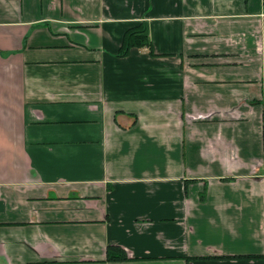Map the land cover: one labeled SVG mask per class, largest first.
<instances>
[{
	"label": "crops",
	"instance_id": "1",
	"mask_svg": "<svg viewBox=\"0 0 264 264\" xmlns=\"http://www.w3.org/2000/svg\"><path fill=\"white\" fill-rule=\"evenodd\" d=\"M0 264H264V0H0Z\"/></svg>",
	"mask_w": 264,
	"mask_h": 264
},
{
	"label": "trees",
	"instance_id": "2",
	"mask_svg": "<svg viewBox=\"0 0 264 264\" xmlns=\"http://www.w3.org/2000/svg\"><path fill=\"white\" fill-rule=\"evenodd\" d=\"M145 32L146 30L141 24L128 29L123 35L122 44L118 50L117 56L126 57L132 48H147L149 54L154 55L152 51V44ZM107 256L108 260H124L125 258L123 256L115 255L110 251V248L107 250Z\"/></svg>",
	"mask_w": 264,
	"mask_h": 264
}]
</instances>
